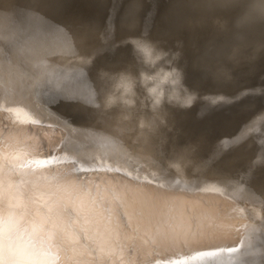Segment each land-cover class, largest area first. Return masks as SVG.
Returning <instances> with one entry per match:
<instances>
[{"label": "bare ground", "instance_id": "bare-ground-1", "mask_svg": "<svg viewBox=\"0 0 264 264\" xmlns=\"http://www.w3.org/2000/svg\"><path fill=\"white\" fill-rule=\"evenodd\" d=\"M262 11L259 0H0V94L28 97V106L49 116L46 123L51 125L15 122L0 111V149L6 154L29 144H56L65 135L66 124L104 131L118 135L124 148L140 157L141 167L155 162L168 169L169 180L178 170L173 163L179 162L178 171L192 192L204 181L230 196L233 182L243 179L248 191L240 206L259 205L264 201V146L256 143L252 129L264 126ZM105 33L110 38L102 44ZM133 41H150L178 53L174 63L183 70L184 83L201 99L191 109L165 105L153 113L141 105L140 87L137 105L131 109L46 104L34 94L40 81L25 65L39 63L47 52L67 44L75 54L54 58L53 67H83L84 86L102 102L118 74L138 78L146 70ZM125 113L129 119H124ZM142 119L148 124L145 128L139 126ZM4 183L6 187V174ZM158 195L175 196L182 206L200 213L222 215L231 207L218 194L161 190ZM149 253L161 264L193 254L177 255L150 242L140 246L141 257ZM131 259L125 257L124 264H131Z\"/></svg>", "mask_w": 264, "mask_h": 264}, {"label": "snow or ice", "instance_id": "snow-or-ice-1", "mask_svg": "<svg viewBox=\"0 0 264 264\" xmlns=\"http://www.w3.org/2000/svg\"><path fill=\"white\" fill-rule=\"evenodd\" d=\"M104 37L102 44L110 33ZM63 54L75 53L61 44L25 65L40 81L34 94L46 104L101 109L96 92L84 86L83 67H53ZM28 99L0 94V111L15 122L50 128V117L29 107ZM139 160L118 135L67 124L56 144L0 149V264H124L125 257L131 264H161L151 253L140 256L149 242L177 255L193 253L166 264H264V215L240 206L247 200L243 179L233 182L230 196L204 181L192 192L178 170L169 180L168 169L155 162L141 167ZM161 190L218 194L231 207L222 215L200 213L175 196L162 198Z\"/></svg>", "mask_w": 264, "mask_h": 264}, {"label": "clouds", "instance_id": "clouds-1", "mask_svg": "<svg viewBox=\"0 0 264 264\" xmlns=\"http://www.w3.org/2000/svg\"><path fill=\"white\" fill-rule=\"evenodd\" d=\"M217 2L224 3L225 0H217ZM259 3L264 6V0H259ZM259 19L264 22V11L261 12ZM133 45L135 54L145 65L146 70L141 71L138 78L126 72L118 74L111 85V91L104 96L102 102H97L98 105L102 103L106 110L117 106L134 108L139 96L137 87L143 89V97L139 98L141 105L146 106L153 113L161 111L165 105L182 110L191 109L197 100L201 99L198 92L189 89L184 83V72L174 63L178 53H170L158 48L150 41H133ZM203 99L208 101L212 100V97L205 96ZM129 118L130 115L125 113L124 119ZM139 126L145 128L148 124L142 119ZM252 134L257 137L256 143L264 146V126H256L252 129ZM172 166L178 170L180 168L179 162H174ZM252 208L258 215H264V201Z\"/></svg>", "mask_w": 264, "mask_h": 264}, {"label": "water", "instance_id": "water-1", "mask_svg": "<svg viewBox=\"0 0 264 264\" xmlns=\"http://www.w3.org/2000/svg\"><path fill=\"white\" fill-rule=\"evenodd\" d=\"M133 5H136L135 3H133Z\"/></svg>", "mask_w": 264, "mask_h": 264}]
</instances>
